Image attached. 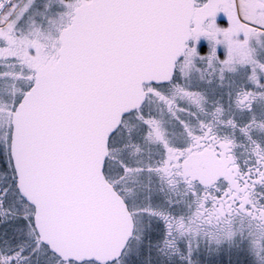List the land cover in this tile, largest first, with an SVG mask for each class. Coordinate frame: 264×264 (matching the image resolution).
Returning <instances> with one entry per match:
<instances>
[{"label": "snow or ice", "instance_id": "6c2138e0", "mask_svg": "<svg viewBox=\"0 0 264 264\" xmlns=\"http://www.w3.org/2000/svg\"><path fill=\"white\" fill-rule=\"evenodd\" d=\"M0 264H264V0H0Z\"/></svg>", "mask_w": 264, "mask_h": 264}]
</instances>
